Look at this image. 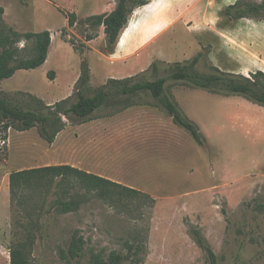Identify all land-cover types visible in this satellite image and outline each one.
I'll use <instances>...</instances> for the list:
<instances>
[{
  "label": "rangeland",
  "instance_id": "rangeland-1",
  "mask_svg": "<svg viewBox=\"0 0 264 264\" xmlns=\"http://www.w3.org/2000/svg\"><path fill=\"white\" fill-rule=\"evenodd\" d=\"M118 1L0 0L5 9L0 33L21 36L14 46L18 59L35 54L36 44L22 38L25 33L48 30L52 39L54 35L47 62L3 81L0 97L28 108V94L47 104L72 96L81 57L70 40L85 52L93 88L111 78L136 76L139 82L168 78L172 64L200 53L201 73H212L213 66L249 78L264 72V11L243 19L227 13L229 6L245 8L264 0H152L159 9L152 6L144 16L148 23L142 38L155 39L168 27L161 44L174 58L167 63L153 57L157 72L151 66L132 72L136 63L111 62L103 27L85 23L91 16L114 11ZM136 11L129 19L132 26L140 14ZM69 12L77 15L73 28L65 16ZM92 35L98 38L90 50L87 37ZM50 72H55V80L48 77ZM166 94L200 127L204 146L153 106L149 92L135 98L154 110L143 120L149 130L141 127L134 133L114 121L69 125L53 145L36 129H11L6 139L0 134V264H11L14 248L32 264H107L113 252L123 257L122 264H211L192 235L194 229L212 247L217 264H264V107L171 79ZM76 101L72 96L71 103ZM112 113L101 109L95 117L109 118ZM69 163L92 164L122 187L105 186L108 193L101 196L71 178L57 179L51 187L20 184L12 194L11 173ZM68 200L76 201L79 209L64 213L58 205ZM77 231L85 240L83 257L71 260L63 253ZM133 244L141 250L140 263L129 257L128 246ZM94 256L104 262H94Z\"/></svg>",
  "mask_w": 264,
  "mask_h": 264
},
{
  "label": "trees",
  "instance_id": "trees-1",
  "mask_svg": "<svg viewBox=\"0 0 264 264\" xmlns=\"http://www.w3.org/2000/svg\"><path fill=\"white\" fill-rule=\"evenodd\" d=\"M151 0H119L116 8L111 13L94 15L85 20V23L93 27H104L107 38V50L114 51L122 31L129 24L130 16L138 8L148 5ZM237 4L229 6L227 13L229 16L239 19L247 18L250 15L264 11V4L249 5L245 8H236ZM236 9V10H235ZM233 10H235L233 12ZM5 14V9L0 7V22ZM68 19V27L73 28L77 23L75 13H65ZM67 30L61 32L65 39ZM21 36L13 32L11 35L0 33V86L3 81L11 79L20 70H35L42 67L48 60L49 49L52 44V33L48 30L40 33H25L22 38L34 40L35 54L29 59H18V50L14 48ZM98 36L87 37V41H93ZM76 53L81 57L80 76L74 85L72 96L77 97V101L71 103V97L60 100L53 104H47L43 99L28 94L29 107L14 105L8 99L0 97V134L14 129L18 132H26L36 129L40 137L49 145H53L58 135L67 126L82 125L95 119V113L101 109H110L113 116L134 106L141 105L135 101L139 93L149 92L154 98L153 106L159 108L169 115L173 123L188 131L193 139L200 145L206 144V138L201 133L200 127L192 121L180 108V105L166 94V83L168 79L173 81H184L192 87L208 91L216 95L241 96L248 101L264 107V72L259 70L250 75H237L221 71L217 67H212L213 72L206 74L197 70V65L202 57L198 54L191 60L172 64L169 69L168 78H159L154 81L139 82L136 76L124 79H109L103 86L93 88L91 83V68L86 58L85 52L75 47L72 40L67 41ZM111 52V53H112ZM154 72L158 71V63L151 65ZM55 72H50L48 77L55 80ZM93 89V90H91ZM92 91L87 95L86 91ZM0 158V162H1ZM78 179L80 183L89 189H96L99 195L104 196L108 193L105 186L122 187L121 184L110 179L88 173L79 168L68 164L49 165L45 167L25 169L13 172L10 175L11 192L14 195L20 184H40L44 183L47 187L55 184L57 179L65 181L68 179ZM128 192L139 193L133 189L124 187ZM58 207L64 212L69 213L79 209V204L74 200L62 201ZM192 235L198 246L206 253L211 264H217V256L212 247L208 244L204 236L198 229L192 231ZM85 240L77 231L73 235L67 253H63L65 258L80 260L83 257ZM129 253L136 263L141 261V250L137 246L129 245ZM11 264H32L25 253L14 248L10 250ZM94 262H104L100 257L94 256ZM123 257L117 252H113L107 264H122Z\"/></svg>",
  "mask_w": 264,
  "mask_h": 264
},
{
  "label": "crops",
  "instance_id": "crops-1",
  "mask_svg": "<svg viewBox=\"0 0 264 264\" xmlns=\"http://www.w3.org/2000/svg\"><path fill=\"white\" fill-rule=\"evenodd\" d=\"M154 4L155 3L152 2L151 0V2L148 5L136 9L137 10L136 13H140V14L135 19L133 26L130 25L129 23L127 27L122 31L120 38L114 47V51L110 55H108V59L111 62H120L123 64L136 63L135 64L136 67L132 70V72H134V71H139V70L144 71L145 69H148L153 63L152 62L153 57L158 58L160 61H166L167 63L174 61L173 57L169 56V54L164 53L165 48L161 44L162 43L161 38L168 31L167 30L168 27L163 28L162 29L163 32L155 39H150L151 35L149 37H146L145 39L142 38L143 29L145 25L148 23L147 20L146 21L144 20L145 19L144 16L149 13L148 11L149 9H151L150 7L154 6ZM155 8H156L155 11L157 12V10L159 9V5L156 6ZM103 34L106 36L104 27H103L102 35ZM124 34H125V38H124ZM96 40L97 39L89 42L90 50L93 47ZM170 40L172 41V37ZM53 41H54V35L52 39V44H53ZM50 50H51V47L49 49V54H50ZM153 52H155V54H152ZM158 54H162V56H159ZM242 73H245V72H242ZM79 75L80 74L77 75L76 79L79 78ZM151 111H154V110H148L144 106L139 105V106H134L132 108H129L112 117L95 119L91 122H98V121L119 122L122 125L128 126L130 130L134 131V133H137V130L140 131L142 129L141 127L144 128L143 131L149 130L146 128V122H143V120L147 118L146 115H150L149 112ZM172 129H175V128H172ZM69 164L73 167L78 166L79 169L84 170L88 173H92V174L104 177L106 179H109V177L105 175L104 172L93 167L92 164L91 165H89V163L78 164V165H75L72 163H69Z\"/></svg>",
  "mask_w": 264,
  "mask_h": 264
}]
</instances>
